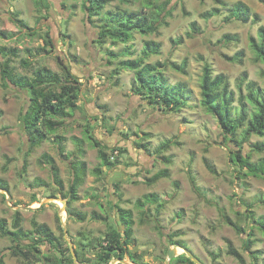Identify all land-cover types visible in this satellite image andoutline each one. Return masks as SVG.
<instances>
[{
    "label": "rangeland",
    "instance_id": "obj_1",
    "mask_svg": "<svg viewBox=\"0 0 264 264\" xmlns=\"http://www.w3.org/2000/svg\"><path fill=\"white\" fill-rule=\"evenodd\" d=\"M131 1L109 0L101 14L89 22L82 0H0V47L18 50L11 63L16 75L30 76L32 69L45 66L59 74L67 68L79 78V111L67 119L54 120L63 122L58 124L55 135L65 138L64 155L74 153L88 168L83 184L77 188L79 201L71 204L87 214V222L78 223L67 218L61 192H54L56 199H52L48 198L49 192L29 187L37 178L50 181L47 159L58 168L65 192L71 178L69 164L53 136L27 152L29 145L19 125L20 113L27 104L26 95L12 87H1L0 78V184L7 185L5 191L9 196L0 188V220L10 227L14 212L19 211L24 229H30V221L34 219L47 225L60 242L65 240L55 246L57 253L59 247L69 249L70 242L72 261L76 250L79 257L92 263L97 261V244L108 231L107 225L123 230L117 216L119 207L131 211L133 225L128 253L140 263L164 264L168 250L176 247V257L184 254L178 246L183 245L203 264H239L227 254L229 248L236 250L245 264H264V203L261 202L264 176L251 172L264 156L254 149L264 137L251 134L247 138L243 155L250 158V172L236 179L228 145L215 119L200 106L199 90L202 66L207 62L213 77L226 78L228 90L233 93V108L238 107L241 93L245 95L247 83L252 82L264 91V63L255 61L249 47L250 37L264 45L258 35L259 27L264 28V5L255 0H220L222 6L214 0H151L150 7H145V0ZM237 2L245 4L259 20L247 23L229 20L228 8ZM164 3V25L156 33L143 36L134 32L127 45H113L110 39L102 45L95 44L96 27L103 23L104 17L111 18L110 11L114 12L112 15L119 10L148 14L153 6ZM214 7L219 8L217 16L200 17ZM16 19H21L28 28L18 26ZM192 23L200 31L187 38ZM46 34L52 41L50 47L43 46ZM225 35L235 36L236 41L221 43ZM146 41L160 45L158 55L143 58ZM125 49L129 52H123ZM109 50L115 55L112 64H108ZM238 53H243L240 62L225 59ZM25 60L31 63L30 67ZM139 60L156 65L167 85L185 84L186 103L170 111L133 95L135 73L124 65ZM183 61H186L184 73L169 66ZM247 105V116L243 117L239 109L232 113L237 140L250 128L251 106ZM86 125L93 127L95 139L108 148V155L116 146L125 149L113 162L114 167L102 168L100 177L92 173L100 160L97 149L86 139ZM138 143L147 149H139ZM164 145L168 148L164 149ZM166 159L169 163H165ZM165 169L166 178L148 183ZM147 194L156 195L162 204L158 214L156 205L135 206ZM93 214L101 219L95 222ZM223 216L236 223L242 233L224 224ZM63 228H66L65 236ZM248 239L251 246L246 243ZM9 244V239L0 237L1 251ZM41 250L44 251L42 246ZM124 260L130 263L128 257ZM4 263L34 264V261L22 262L5 252Z\"/></svg>",
    "mask_w": 264,
    "mask_h": 264
},
{
    "label": "trees",
    "instance_id": "obj_2",
    "mask_svg": "<svg viewBox=\"0 0 264 264\" xmlns=\"http://www.w3.org/2000/svg\"><path fill=\"white\" fill-rule=\"evenodd\" d=\"M255 1L264 5V0ZM108 2L109 0H82V8L86 12L87 21L91 22L93 17H98ZM120 2L132 3L131 0H120ZM145 2V7H150L151 0H145ZM214 2L216 5L222 6L220 0H214ZM165 6V3L163 6L155 5L148 14L119 10L117 13L115 12L116 15H112L114 12L110 11L109 15L114 19H105V17L101 19L103 23L96 27V29H98V40L95 41V44L102 45L104 42L108 41L107 39H110L113 45L115 43L127 45L133 38L134 32L143 36L156 33L158 29L164 25L162 24V13L166 10ZM219 12V8L214 7L211 11L201 14L200 17L202 19H211L214 16H217ZM167 14H170V12ZM228 19L247 23L250 20L256 22L259 20V17L257 14L251 13L245 4L237 2L228 8ZM15 23L22 28H28L21 19H16ZM199 31L200 29L196 27L195 23H192L191 31L186 33V37L191 38L193 37V34L199 33ZM258 35L259 39L264 40L263 27H259ZM235 41L236 37L231 35H225L220 40L223 44H230ZM258 41L259 40L250 37L249 47L254 54L255 61L264 63V45ZM179 43H181V41ZM45 45L49 47L52 46V41L47 34L43 43V46ZM159 49L160 45L158 43L146 41L143 46V58H147L150 55H158ZM123 52L128 53L129 50L125 49ZM106 53L108 55V64H112L115 55L110 50ZM17 54V49L0 47V78L1 87H12L26 95L27 104L20 113L19 125L20 132L26 138L29 145V150L27 152L39 147L43 142L48 141L51 136H53L57 139L56 142H54L56 143L59 152L63 153L64 147L62 142L65 141V138L62 135H55L56 129L59 127L58 124H62L63 122H55L54 120L67 119L72 117L76 110L79 111V78L70 73L67 68H64L65 71L63 74H59L45 66L35 67L32 69L30 76L16 75L11 67V63ZM242 56L243 53H238L235 57H225V59L236 63L240 62ZM24 62L29 67L31 66V63L28 61L25 60ZM162 65L165 64H161L160 66ZM124 66L135 73V86L132 90L133 95L140 97L142 100H146L151 105L160 104L161 108L170 111H176L186 103L187 96L185 92V84H179L176 86L167 85L163 75H160L157 71L156 65L145 64L143 60H139L129 61ZM169 66L180 73H184L186 61H183L180 65L170 63ZM244 88L246 91L245 95L241 93L238 98V107L233 108V93L228 90L226 78L223 75L213 77L210 65L207 62H204L199 83L200 106L208 115L215 119L221 129L223 138L229 148V160L233 166L234 177L238 180L246 177L250 172L248 170L250 158L243 155V144L246 143L247 138L251 134L261 138L264 137V91L255 86L252 82L247 83ZM247 104L251 106L249 121L250 128L246 129L242 138L237 140L236 126L231 119L232 113L236 109H239V112L243 117L247 116ZM103 108L104 107H102V109ZM92 130L93 127H90L89 125L85 126L86 139H88L92 146L97 149L98 158L100 160L99 167L94 168L92 173L95 176L100 177L102 175V168L114 167L113 162L119 156L111 160L110 157L113 151L117 150L120 155L125 152V149L116 146L111 149V152L108 155V148L102 146L99 141L95 139ZM229 144H231L232 147H229ZM137 146L139 149H147L146 145L138 143ZM167 148L168 146L164 145V149ZM254 149L259 153H264V140L261 143L256 144ZM82 153V149H80L79 154ZM63 156H65L68 161L71 173L70 182L65 192L58 168L52 160L47 162V159L45 160V158V163H49L48 166L51 174L50 181L47 182L43 179L37 178L29 184V187L31 189H41L49 192L48 198L52 199H56V194L54 192H61V197L65 200V212L67 218L82 223L87 220V214L72 208L71 204L79 201L77 188L84 182V178L88 172L87 163L84 160L77 158V156H74V153H65V155L63 153ZM165 163H169V159H166ZM251 172L256 176H264V156L257 161ZM167 176L168 171L165 169L152 176L148 180V183H155L159 179L166 178ZM0 188L8 191V187L5 183L0 184ZM33 200L35 201V196H33ZM261 202L264 203V200ZM146 204L156 205L155 212L157 214L162 208V204L158 203V197L154 194H147L142 199H138L135 202L137 208H141ZM94 216L95 214L92 215V218H95ZM117 216L123 230L120 231L118 227L107 225L108 231L97 244L98 252L96 253V262L91 263L88 259L80 258L75 250V256L80 264H110L112 261L124 260L127 257L131 264H143L138 262L134 256H129L128 253V244L132 235L133 225L131 211L117 207ZM99 218L100 217H98L97 220H99ZM22 222L23 220L19 211L14 212L10 227H7L5 220H0V236L6 237L10 240L11 246L7 249V252H9L11 257L18 258L22 262L34 261V264H73L69 249L63 250L59 247V259H56L51 254L44 253L41 250V246L43 245L50 246L51 251L56 250L55 246H60L61 242L65 241L62 240L60 242V239L54 236V233L47 225L38 223L36 220L32 219L30 221V229L25 230ZM223 222L227 226L233 228L236 233H242L241 228L228 217L223 216ZM79 243L80 242H77V244ZM246 243L248 246H251L249 239ZM178 246L187 250L183 245ZM80 247H82L81 243ZM227 254L233 257L239 264H245L242 256L233 248H229ZM176 263L194 264L185 254L177 255L170 261V264ZM0 264H5L4 253L1 252Z\"/></svg>",
    "mask_w": 264,
    "mask_h": 264
},
{
    "label": "water",
    "instance_id": "obj_3",
    "mask_svg": "<svg viewBox=\"0 0 264 264\" xmlns=\"http://www.w3.org/2000/svg\"><path fill=\"white\" fill-rule=\"evenodd\" d=\"M6 195L7 197L8 194L6 193L5 190H2ZM63 201V200H62ZM26 210H30L31 208L29 207H25ZM69 246H70V251H71V243L69 242ZM176 247H173L172 249L168 250L167 252V258L165 260V263L164 264H170V261L175 257L176 255ZM182 249V248H180ZM184 254L186 255V257H188L194 264H203L199 259H197L194 255H192L189 251L185 250V249H182ZM72 256H73V263L74 264H80L78 263L76 260V256L75 254L72 253ZM121 263V264H131V263H128L126 262L125 260H115V261H112L110 264H117V263Z\"/></svg>",
    "mask_w": 264,
    "mask_h": 264
},
{
    "label": "crops",
    "instance_id": "obj_4",
    "mask_svg": "<svg viewBox=\"0 0 264 264\" xmlns=\"http://www.w3.org/2000/svg\"><path fill=\"white\" fill-rule=\"evenodd\" d=\"M85 106H86V104H85ZM82 107V106H81ZM63 204H64V210H65V200H63ZM77 208V207H76ZM79 209V208H78ZM35 211H37V210H35ZM60 208H58V212H59V214H58V218H59V223L61 224V219H62V215H60ZM78 211H81V212H84L85 213V211L84 210H81V209H79ZM66 213V212H65ZM94 220V219H93ZM75 221V220H74ZM96 221H99V220H97V219H95V222ZM85 222H87V220L85 221ZM85 222H82V223H85ZM79 223V222H78ZM24 228V227H23ZM26 230V229H25ZM63 233H64V236L66 235V228H63ZM1 237V236H0ZM6 238V237H5ZM65 239V238H64ZM77 242L78 241H76L75 242V244L77 245V246H79L80 247V243L79 244H77ZM82 245V244H81ZM11 246V244H9L8 246H6L2 251L0 250V252L1 253H5V252H7V249L9 248ZM43 247V252L44 253H48V254H54V258H56V259H59L60 258V255H59V253H57L55 250H52L51 251V249H50V246H46V245H43L42 246ZM69 250H70V246H69ZM55 252V253H54ZM84 252V251H83ZM80 258H82V257H80ZM78 262V261H77ZM79 263V262H78ZM36 264H40V263H36Z\"/></svg>",
    "mask_w": 264,
    "mask_h": 264
},
{
    "label": "built area",
    "instance_id": "obj_5",
    "mask_svg": "<svg viewBox=\"0 0 264 264\" xmlns=\"http://www.w3.org/2000/svg\"><path fill=\"white\" fill-rule=\"evenodd\" d=\"M119 156V153H118V151L117 150H115V151H113V153L111 154V160L112 159H114V158H116V157H118Z\"/></svg>",
    "mask_w": 264,
    "mask_h": 264
},
{
    "label": "bare ground",
    "instance_id": "obj_6",
    "mask_svg": "<svg viewBox=\"0 0 264 264\" xmlns=\"http://www.w3.org/2000/svg\"><path fill=\"white\" fill-rule=\"evenodd\" d=\"M182 250V249H181Z\"/></svg>",
    "mask_w": 264,
    "mask_h": 264
}]
</instances>
